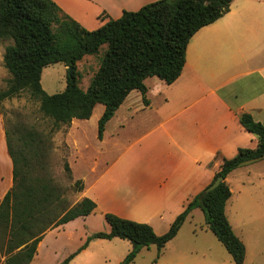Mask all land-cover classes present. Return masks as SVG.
<instances>
[{
    "label": "trees",
    "instance_id": "16d2710c",
    "mask_svg": "<svg viewBox=\"0 0 264 264\" xmlns=\"http://www.w3.org/2000/svg\"><path fill=\"white\" fill-rule=\"evenodd\" d=\"M231 2L155 0L135 11L123 10L120 17L109 18L98 28L88 30L53 0H0V40H12L2 55L9 76L0 89V102L28 91L38 101L43 116L52 120L51 132L69 125L74 118L88 119L95 105L101 103L104 109L97 122V138L102 139L106 122L129 92L139 91L147 103V77L155 76L170 84L180 75L191 36L226 13ZM104 44L98 66L84 90L79 85L77 63L85 55H98ZM54 63L72 70L64 89L49 94L41 86V73ZM238 117L243 128L256 136V146L241 147L233 157L224 158L211 182L219 175L223 181L210 191L205 187L196 194L165 233L158 235L145 222L106 212L109 231L90 233L58 264H67L91 239L113 237L131 243L130 251L119 263L129 264L142 247L155 245L158 251L164 247L197 207L204 213L206 228L233 262L243 264L246 247L225 212L231 196L226 177L239 167L264 159V126L248 112H240ZM5 136L12 162V185L0 198V264H34L37 245L47 230L88 215L96 204L84 197L68 205L63 189L43 162L49 140L41 132L19 121L11 129L5 128ZM64 169L71 174L67 162ZM82 189L83 181L75 180L74 190Z\"/></svg>",
    "mask_w": 264,
    "mask_h": 264
},
{
    "label": "crops",
    "instance_id": "0c3cea01",
    "mask_svg": "<svg viewBox=\"0 0 264 264\" xmlns=\"http://www.w3.org/2000/svg\"><path fill=\"white\" fill-rule=\"evenodd\" d=\"M53 1L84 28L93 30L109 18L120 17L123 10L135 11L155 0ZM3 41L1 60L9 44ZM144 83L147 103L139 91L129 92L106 122L102 139L97 138L102 145L97 148L99 154L116 148L113 155L103 156L101 162L94 157L87 173L74 176L83 181L80 200L92 199L95 208L60 225L61 230H47L32 263L47 264L53 259L50 264H58L90 233L109 231L106 212L145 222L158 235L165 233L187 203L209 185L224 158L233 157L241 147L256 146V136L243 128L238 114L248 112L264 126V0H232L226 13L191 36L182 71L172 83L155 76ZM119 113L121 123L107 141L106 127ZM75 119L66 128L65 141L78 149L84 129L75 125ZM11 185L12 162L0 112V198Z\"/></svg>",
    "mask_w": 264,
    "mask_h": 264
},
{
    "label": "rangeland",
    "instance_id": "374dc122",
    "mask_svg": "<svg viewBox=\"0 0 264 264\" xmlns=\"http://www.w3.org/2000/svg\"><path fill=\"white\" fill-rule=\"evenodd\" d=\"M7 43H12V40L3 41V45ZM105 47L104 44L98 55H85L77 63L79 85L82 89L85 90L88 87L89 80L98 66L99 58ZM68 73L69 68L62 63L50 64L43 68L41 73L43 90L49 94L62 91ZM8 76L0 59V89L5 87V80ZM103 109V104L98 103L88 119L74 120L75 125L84 129L78 149H74L65 141V131L68 125H62L51 132L52 120L43 116L39 111L38 101L32 98L28 91H23L16 97L0 102V112L3 115L5 128L11 129L15 123L20 121L32 126L48 138L49 149L43 157V162L48 169V174L63 189V195L69 206L80 201L81 197V191L74 190V182L78 179L74 176L87 173L91 163L94 162V157L100 159L101 162L103 156L113 155L116 149L113 148L106 155L99 154L100 150L97 149L102 146L95 135L97 122ZM121 120L119 113L114 121L108 123L105 138L107 141L111 138L109 134L115 133ZM65 162L72 166L74 174L72 169L70 175L65 171ZM226 181L229 184L231 196L227 200L225 212L235 234L246 247L243 264H264V159L232 171ZM201 224H205V217L202 209L197 208L193 217L185 221L178 235L165 245L161 253L155 245L142 247L129 264H235L213 233L206 228H199ZM94 226L98 227L99 223H95ZM85 240L86 238L83 243ZM87 245L89 246L86 251L74 255L67 264H119L131 249V243L128 240L117 237L91 239ZM191 248L196 249L197 252L192 254L186 252ZM3 258L1 257V260ZM54 262L55 260L52 259L47 261V264Z\"/></svg>",
    "mask_w": 264,
    "mask_h": 264
},
{
    "label": "water",
    "instance_id": "95a60500",
    "mask_svg": "<svg viewBox=\"0 0 264 264\" xmlns=\"http://www.w3.org/2000/svg\"><path fill=\"white\" fill-rule=\"evenodd\" d=\"M72 70V67H69V72ZM223 181V177L221 175L217 176L213 182H211L206 188L205 191H210L214 189L219 183Z\"/></svg>",
    "mask_w": 264,
    "mask_h": 264
}]
</instances>
